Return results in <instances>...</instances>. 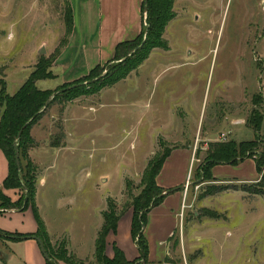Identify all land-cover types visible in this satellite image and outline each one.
<instances>
[{
    "label": "rangeland",
    "instance_id": "obj_1",
    "mask_svg": "<svg viewBox=\"0 0 264 264\" xmlns=\"http://www.w3.org/2000/svg\"><path fill=\"white\" fill-rule=\"evenodd\" d=\"M173 10L163 37L166 48L153 49L137 76L66 104L56 102L32 128L39 164L29 152L28 178L36 190L43 172L46 179L36 199L40 217L47 233L58 236L48 233L53 246L72 254L69 239L71 248L85 253L109 201L118 213L126 212L131 195L145 188L149 163L182 144L170 142L163 131H183L194 159L172 243L176 260L264 264V166L259 173L247 169L251 181L219 180L213 169L207 179L201 169L210 144L258 138L248 120L253 111L264 114V0H176ZM67 12V0H0V81L8 94L17 92L42 58L54 64L67 43ZM120 61L101 64L98 79ZM57 84L47 80L37 87ZM260 134L264 138V122ZM220 171L238 175L233 168ZM0 188L19 207L25 204L26 186L19 194ZM13 210L0 209V215ZM23 246L2 236L5 264H17L26 253Z\"/></svg>",
    "mask_w": 264,
    "mask_h": 264
},
{
    "label": "trees",
    "instance_id": "obj_2",
    "mask_svg": "<svg viewBox=\"0 0 264 264\" xmlns=\"http://www.w3.org/2000/svg\"><path fill=\"white\" fill-rule=\"evenodd\" d=\"M145 1L146 0H144L142 8L143 17L145 16V7L147 8V15L146 24L143 26L142 33L133 41H126L117 45L112 60H122V62L120 61L114 68V71L109 73L106 72L102 79H98L100 74L96 75L101 69V66L98 65L92 69L87 76L72 83L65 84L55 91L40 90L36 86L38 81L54 78L51 71L53 62L50 63L49 60L42 58L35 71L32 72L30 77L21 85L15 94H8L6 92V82L0 81V108L3 109L0 119V150L6 156L9 164L8 176L2 184V188L3 190H14L15 194H19L18 191H23L25 186L28 188L27 200L25 204L23 200L22 207L18 206L20 203L13 202L0 188V209H16L22 211L30 209L38 225V230L34 234L8 233L0 229V238L3 236L13 242L23 241V238L30 236L40 238L49 256V259H46L47 264H60L61 262L65 264L86 263L70 254L67 249L61 245L58 247L53 246L45 229L44 221L40 217L39 209L36 205L35 182L28 178L33 169L28 155L30 150L35 146L31 130L42 118L48 108L56 102L66 104L82 96L96 94L106 87H112L126 79L131 72L137 69L149 57L153 49L166 48L163 37L168 23L175 18L173 8L176 0H147V3H145ZM66 25L68 27V33L70 34L72 29V10L69 5ZM144 38V44L137 47V51L133 52L129 57H127L128 54L124 55V52L128 51L133 43L137 41L140 42ZM106 70L107 69H105V71ZM86 81L89 82L88 87L84 84ZM50 99L52 101L50 105L46 107V103ZM263 122L264 114L253 111L248 120V124L255 131L256 137H258L255 141L240 143L228 141L210 144L204 163L201 166L206 178H213L212 169L216 165L236 166L248 159H253L255 161L259 173L264 166V151L262 150L264 138H260ZM16 147L20 154L21 169H18L16 165ZM169 154L170 150L161 158L149 163L142 179L145 188L138 196L134 197L131 195L132 201L126 212L118 213L114 202L112 200L109 201L108 209L103 213V226L98 232L95 241V264L148 263V243L144 236L147 216L153 208L159 206L163 202L167 194L180 190H164L157 184V177ZM256 154H258L257 159H255ZM22 160L27 161L25 166L22 165ZM23 180L25 183L24 185L22 184ZM130 210L132 211L131 235L139 250L140 257L134 261H129L124 252L116 243H113L114 256L110 258L106 254L107 239L109 235L117 234L120 219ZM0 258L4 262V258H2L1 254Z\"/></svg>",
    "mask_w": 264,
    "mask_h": 264
},
{
    "label": "crops",
    "instance_id": "obj_3",
    "mask_svg": "<svg viewBox=\"0 0 264 264\" xmlns=\"http://www.w3.org/2000/svg\"><path fill=\"white\" fill-rule=\"evenodd\" d=\"M67 3L72 10V29L67 37L65 47L51 68L54 78L47 79L58 81V84L52 89L41 88L40 90L55 91L65 84L87 76L96 66L113 59L118 44L137 39L142 33L143 26L146 24L142 10L144 0H67ZM150 58L151 55L148 60ZM144 64L121 82L128 80L133 75L137 76ZM47 80H40L38 82ZM0 110L1 119L3 109ZM233 122L234 125H237V121ZM242 122L238 121V123ZM175 131L176 133L173 137L171 133ZM163 132L165 136L170 138V142H182V144L171 148L170 154L157 177V184L164 190H183L167 194L163 202L153 208L147 216V224L144 227V236L148 243L147 264H181L176 260L177 249L172 246V243L177 232L178 218L181 216V210L186 200L184 189L188 180L191 162L194 159V149L193 144H185L189 139L184 138L183 131H169L166 128ZM208 134L205 133V139H208ZM32 138L34 139L33 136ZM36 151L38 152L39 148H36L35 143V146L30 150V157L39 164L34 157ZM221 167L223 169L233 168L234 172L238 175H225L220 171ZM247 169L250 174L251 169L256 172V163L253 159L245 160L238 167L222 164L216 165L213 168V174L215 178L223 181L238 177L242 181L254 180L253 176H246ZM8 171V160L0 150V185L7 178ZM45 184L46 179L43 172L37 185L36 199L39 193V186L43 187ZM105 210H102L101 213ZM131 224L132 211L130 210L120 219L117 234L109 235L107 239L106 254L108 257L112 258L114 256L113 243H116L129 261H134L140 257L139 250L132 239ZM0 229L9 233L34 234L38 230V225L30 209L26 211L13 210L0 215ZM48 233L52 238L58 237L57 235H51L49 230ZM96 237L97 234L93 238L91 248L85 253L71 248V240L68 239L69 250L79 260H93ZM18 242L25 243L23 247L26 253L22 257H19V260L16 262L17 264H47L37 241L23 240ZM60 264L65 263L61 262Z\"/></svg>",
    "mask_w": 264,
    "mask_h": 264
},
{
    "label": "water",
    "instance_id": "obj_4",
    "mask_svg": "<svg viewBox=\"0 0 264 264\" xmlns=\"http://www.w3.org/2000/svg\"><path fill=\"white\" fill-rule=\"evenodd\" d=\"M145 3H147V0L145 1ZM144 19H145V22H146V15H147V8L145 7V9H144ZM42 53H45L44 51H42ZM79 86V85H78ZM51 99L46 103V107L47 106H49L50 105V103H51ZM19 136H20V134H19ZM16 165H17V167H18V169H21V162H20V154H19V151H18V149H17V147H16ZM23 240H35V241H37V243L39 244V246H40V248H41V251H42V254H43V256L45 257V259H49V256H48V254L46 253V251H45V249H44V246H43V243H42V241H41V239L40 238H38V237H36V236H30V237H25V238H23Z\"/></svg>",
    "mask_w": 264,
    "mask_h": 264
},
{
    "label": "built area",
    "instance_id": "obj_5",
    "mask_svg": "<svg viewBox=\"0 0 264 264\" xmlns=\"http://www.w3.org/2000/svg\"><path fill=\"white\" fill-rule=\"evenodd\" d=\"M223 137H225V135H223Z\"/></svg>",
    "mask_w": 264,
    "mask_h": 264
}]
</instances>
